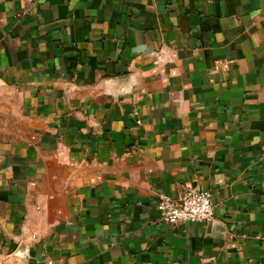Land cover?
I'll list each match as a JSON object with an SVG mask.
<instances>
[{
  "label": "crops",
  "instance_id": "obj_1",
  "mask_svg": "<svg viewBox=\"0 0 264 264\" xmlns=\"http://www.w3.org/2000/svg\"><path fill=\"white\" fill-rule=\"evenodd\" d=\"M0 264H264V0H0Z\"/></svg>",
  "mask_w": 264,
  "mask_h": 264
},
{
  "label": "built area",
  "instance_id": "obj_2",
  "mask_svg": "<svg viewBox=\"0 0 264 264\" xmlns=\"http://www.w3.org/2000/svg\"><path fill=\"white\" fill-rule=\"evenodd\" d=\"M159 220L169 224L208 223L214 220L211 193L198 188L184 190L177 198L158 194Z\"/></svg>",
  "mask_w": 264,
  "mask_h": 264
},
{
  "label": "water",
  "instance_id": "obj_3",
  "mask_svg": "<svg viewBox=\"0 0 264 264\" xmlns=\"http://www.w3.org/2000/svg\"><path fill=\"white\" fill-rule=\"evenodd\" d=\"M209 223V222H208Z\"/></svg>",
  "mask_w": 264,
  "mask_h": 264
}]
</instances>
